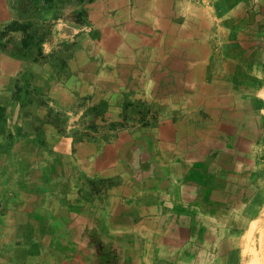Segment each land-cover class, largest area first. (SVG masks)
<instances>
[{"label": "crops", "instance_id": "crops-1", "mask_svg": "<svg viewBox=\"0 0 264 264\" xmlns=\"http://www.w3.org/2000/svg\"><path fill=\"white\" fill-rule=\"evenodd\" d=\"M16 19L0 0V264H264V0Z\"/></svg>", "mask_w": 264, "mask_h": 264}, {"label": "trees", "instance_id": "trees-1", "mask_svg": "<svg viewBox=\"0 0 264 264\" xmlns=\"http://www.w3.org/2000/svg\"><path fill=\"white\" fill-rule=\"evenodd\" d=\"M93 0H19V4L16 5L15 11L17 19L14 20L8 27L11 31H17L21 29L23 32L28 27L26 21H31L37 19V16H42L43 13L51 9H59L63 6H72L75 7L78 5H83L84 3L91 2ZM76 2V3H75ZM35 17V18H34ZM33 18V20L31 19ZM26 24V25H25ZM7 33L1 32V37L7 36ZM0 37V44H1Z\"/></svg>", "mask_w": 264, "mask_h": 264}, {"label": "rangeland", "instance_id": "rangeland-1", "mask_svg": "<svg viewBox=\"0 0 264 264\" xmlns=\"http://www.w3.org/2000/svg\"><path fill=\"white\" fill-rule=\"evenodd\" d=\"M6 1L8 2L9 6L13 8V10H15L14 7H16L17 4H19V3H18L19 0H6ZM75 3H76V2H75ZM79 6H80V5H78V6H76V7H79ZM81 6H82V5H81ZM67 8H71V6H63V7L60 8V9H67ZM39 17H41V16L39 15V16H37L36 18H39ZM34 18H35V17H34ZM31 19H33V18H31ZM38 20H40V19H38ZM260 240H261V239H260ZM260 240L257 241V243H259V245L262 244V242H261ZM253 256H255V257H253V261H255V264L259 263V261L261 260V259H260V260H257L259 255L255 254V255H253ZM259 257H260V256H259Z\"/></svg>", "mask_w": 264, "mask_h": 264}]
</instances>
